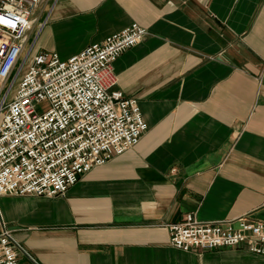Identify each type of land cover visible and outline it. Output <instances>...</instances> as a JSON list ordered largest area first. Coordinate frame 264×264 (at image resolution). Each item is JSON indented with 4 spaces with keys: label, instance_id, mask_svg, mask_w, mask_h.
Masks as SVG:
<instances>
[{
    "label": "crops",
    "instance_id": "crops-1",
    "mask_svg": "<svg viewBox=\"0 0 264 264\" xmlns=\"http://www.w3.org/2000/svg\"><path fill=\"white\" fill-rule=\"evenodd\" d=\"M34 19L37 51L62 60L147 28L114 71L148 130L63 196H0L15 240L40 264H264L177 249L168 230L191 213L264 221V0H44Z\"/></svg>",
    "mask_w": 264,
    "mask_h": 264
},
{
    "label": "built area",
    "instance_id": "built-area-1",
    "mask_svg": "<svg viewBox=\"0 0 264 264\" xmlns=\"http://www.w3.org/2000/svg\"><path fill=\"white\" fill-rule=\"evenodd\" d=\"M43 1L0 0V196H63L148 130L138 100L116 89L114 71L148 29L133 23L68 60L38 52L27 62L31 47L21 61ZM44 101L49 108L39 110ZM168 230L171 245L183 251L243 247L264 254V221L251 215L203 223L191 213ZM20 256L40 264L15 240L0 211V264H20Z\"/></svg>",
    "mask_w": 264,
    "mask_h": 264
},
{
    "label": "rangeland",
    "instance_id": "rangeland-1",
    "mask_svg": "<svg viewBox=\"0 0 264 264\" xmlns=\"http://www.w3.org/2000/svg\"><path fill=\"white\" fill-rule=\"evenodd\" d=\"M33 40H34V35L29 39V41H28V43H27V48H26V51L24 52V55L22 56V58H21V61H23L24 60V58H25V55H26V53L29 51V49L32 47V49H31V51H30V55H29V57H28V60H27V62H29L30 60H31V58L33 57V55L34 54H36L38 51L37 50H39L38 49V47H39V44H36V41H35V44H33ZM23 71H25L24 69H23ZM21 79H22V74L20 75V77L16 80V82H15V84H14V86H13V93L17 90V88L19 87V83H20V81H21ZM10 84H11V82L7 85V87L8 86H10ZM13 96V95H12ZM11 98H13V97H10V99ZM39 110H47L48 108H49V103L48 102H46V101H44V102H42L41 104H39Z\"/></svg>",
    "mask_w": 264,
    "mask_h": 264
}]
</instances>
